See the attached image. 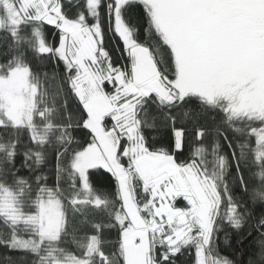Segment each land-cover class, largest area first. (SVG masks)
<instances>
[{
    "label": "snow or ice",
    "instance_id": "1",
    "mask_svg": "<svg viewBox=\"0 0 264 264\" xmlns=\"http://www.w3.org/2000/svg\"><path fill=\"white\" fill-rule=\"evenodd\" d=\"M3 264H264V0H0Z\"/></svg>",
    "mask_w": 264,
    "mask_h": 264
},
{
    "label": "trees",
    "instance_id": "2",
    "mask_svg": "<svg viewBox=\"0 0 264 264\" xmlns=\"http://www.w3.org/2000/svg\"><path fill=\"white\" fill-rule=\"evenodd\" d=\"M0 255H2V254H0ZM0 264H3V260L2 259H0Z\"/></svg>",
    "mask_w": 264,
    "mask_h": 264
}]
</instances>
